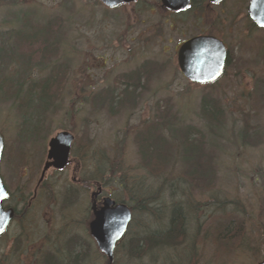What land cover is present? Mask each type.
Returning <instances> with one entry per match:
<instances>
[{
    "label": "rangeland",
    "instance_id": "374dc122",
    "mask_svg": "<svg viewBox=\"0 0 264 264\" xmlns=\"http://www.w3.org/2000/svg\"><path fill=\"white\" fill-rule=\"evenodd\" d=\"M126 19L114 12L104 14L98 0H0V85L11 81L5 89L0 86V132L5 140L3 171L7 180L14 189L17 184L29 182L33 190L50 138L61 129L73 128L77 152L89 167V181L91 168L97 167L105 153L103 158L110 154L120 170L126 166L131 171L130 166L134 167L131 176L136 177V189L154 194L164 185L163 195L168 196L170 190L163 181L176 178V175L168 177L167 172L181 171V161L172 157L164 170L147 166L142 161L134 131L140 125L159 122L166 137L172 138L176 130H182L184 135L178 139H184V130L189 129L197 133L203 145L186 146L184 163L191 164L192 174L211 176L213 172L216 176L213 189L195 193L196 198L203 202L215 201L211 199L214 196L237 199L240 209L236 210V204L230 203L227 210L235 211L237 214H233L247 222L242 243L219 263H256L264 256V95L259 96V91L264 94V84L253 86L256 96H243L245 85L192 82L183 78L179 69L175 72L171 63L170 69L156 71L148 80L139 77L136 82L123 77L115 82L112 77L121 70L134 69L135 61L167 59L160 46L145 50L129 40L131 33L123 35L129 22ZM259 32L264 39V29L260 28ZM259 32L256 35L261 39ZM128 47H134V51L128 52ZM100 53L111 59L101 75L94 77L93 70L89 73L87 68L102 64L97 57ZM124 59L128 64L119 63L111 75L106 78L102 75L105 69ZM135 83L136 90L131 85L128 91L124 90ZM42 92L49 93L40 96ZM212 98L224 109L223 115H218V119L223 118L221 124L217 122L213 126L202 113V106ZM247 123L251 125L249 132L241 135ZM163 150L167 152L166 148ZM121 155L126 165L120 160ZM173 163L177 164L175 168ZM199 164L208 170H201ZM23 171L28 172L29 181L21 175ZM70 173L71 167L56 176L55 200L51 205L32 204L24 216L20 214L0 235V257L9 252L19 236L22 245L30 250L47 240L48 232L60 229L57 237L63 247L72 243L77 249L86 243V264H107L93 236L89 240L86 232L88 220L93 216L91 194L96 184L90 182L88 191L79 192L71 183ZM103 187L104 193H111L118 201L134 207L117 179L108 180ZM214 210V206L206 204L201 213L220 215L221 209ZM31 214L38 216L33 222L36 226H32ZM142 219V214L134 210L135 223ZM216 251L212 242L206 243L202 261L219 264L214 262ZM149 259L144 257L142 264H148Z\"/></svg>",
    "mask_w": 264,
    "mask_h": 264
},
{
    "label": "flooded vegetation",
    "instance_id": "af4514ba",
    "mask_svg": "<svg viewBox=\"0 0 264 264\" xmlns=\"http://www.w3.org/2000/svg\"><path fill=\"white\" fill-rule=\"evenodd\" d=\"M251 1L252 0H174V4L181 5L179 7H172L167 5L164 0H129L123 1L116 6H110L102 0H98V3L104 8V14L114 12L121 18H127L126 20L129 22L126 23L127 28L124 30L123 35L125 32L131 33L132 36L129 40L134 42L136 47L145 48L146 50L150 47L160 46V51L163 52L167 58L161 62L135 61L134 63L136 65L134 69L131 71L121 70L118 72L119 74L112 77V80L118 82L119 79L123 77H130L133 78V80L136 79L135 81L137 82V80L143 77H146L143 79L150 78L156 71L159 72L168 67L170 69V67H172L170 63L173 65L175 72L179 69L177 71H180L179 73L182 77L187 78L180 68L179 50L183 43L193 37L208 36L218 39L226 48L222 74L209 84L225 83L229 86L245 85L247 87L245 91L243 90V96H256L257 94L253 93L255 90L253 86L264 84V39L259 32L260 28L264 29V27L257 24L249 13ZM186 2H188L187 5ZM130 22H132L131 30L129 28ZM256 32H259L261 39L257 38ZM98 41L101 40L96 39V42ZM121 42H123V40ZM120 45L122 47H127L123 45V43ZM127 51H134V47H128ZM97 57H99V60L101 59L102 64H93L87 68L89 73L91 69L93 70L94 77H99L101 75L103 68H106L108 60L111 59V57L108 59L101 53L98 54ZM171 59H173V61ZM119 63L128 64L125 59L121 62H115V66L105 69L106 71L102 75L105 78L111 75V73L118 68L117 65ZM154 65L157 67H154ZM263 95L264 94H260L259 91V96ZM62 130H68L74 135V140L70 149L69 162L61 169L51 165L44 172L46 161L50 160L48 159V142L44 165L40 172H38L39 176L36 174L37 179L33 190H31L29 186L31 183L29 182L17 184L15 187L16 189H14L7 180L3 171V161L5 157L4 140V149L0 158V175L9 196L3 200L2 206L5 209H14V216L8 228L12 226L14 219L20 214L24 216L32 204L35 205L36 202H39L37 204L44 202L43 204L51 205L53 200H55L54 191L56 192V176L63 173V171L69 170L70 167L71 183L79 192L88 191L90 187L89 167L83 163L82 156L77 152V136L73 128H65L59 131ZM27 173V171H23L21 175L24 177L27 176V181H29V174ZM95 184L96 189L92 194L95 192L97 193L94 194L93 198L91 197V212L93 216L88 220V229L86 230L89 240L91 239L90 236L92 237L90 222L94 218L92 209L93 204L96 202V207L99 209L102 206L104 197L111 196L114 198L111 193H104V187L101 183L95 181ZM100 185H102L101 190L99 189ZM67 196H70V194ZM114 199L116 200V198ZM31 218L30 221H32V226H36L33 222L38 216L31 214ZM21 220L24 221L25 218L22 217ZM127 232L124 237L118 241L116 247L125 239ZM48 233L50 234H47V237L45 236L48 238L47 240L38 243L37 246H34L30 250L27 249V246L22 245L23 240L19 239L20 236L15 238L9 252L5 254V263L35 264V262L39 260V257L43 256V243L51 247H56L54 245L61 243V241H58L57 237V235L61 233L60 229ZM51 233H55V236L53 234L54 237H51ZM92 238L94 239V237ZM94 241L96 242L95 239ZM98 250L100 254L106 258L105 253L99 248Z\"/></svg>",
    "mask_w": 264,
    "mask_h": 264
},
{
    "label": "trees",
    "instance_id": "16d2710c",
    "mask_svg": "<svg viewBox=\"0 0 264 264\" xmlns=\"http://www.w3.org/2000/svg\"><path fill=\"white\" fill-rule=\"evenodd\" d=\"M48 27L50 26L48 25ZM9 83L11 81L0 86L5 89L9 87L6 85ZM130 85L135 90L138 88V84L135 83V85H127L124 90L128 91ZM17 91L19 92V90ZM48 93L42 92L40 96H46ZM202 113L210 119L213 123L211 126H213L217 122L221 124L223 118L218 119V115H223L224 109L219 108L218 102L216 103L212 98L211 102L206 100L202 106ZM158 124L159 122L157 124L151 122L143 126L140 125L136 131H134L135 127L131 130L135 132L142 161L147 166H152L153 169L160 167L164 170L172 157L181 161V166H183L181 171L173 169V171L167 172L168 177L176 175V178H165L163 181L165 185L168 184L167 189L170 190L168 196L163 195L164 185L163 187L159 186V189L155 193L153 192L154 194H150V191L136 189V186L134 187L136 177L131 176L134 167L130 166L132 167L131 171L126 166L121 167L120 170V165H114L113 157L110 154L105 159L103 156L106 154L103 152L104 155H101V159L98 160L97 167L91 168L90 182L92 184L98 181L104 185L108 180L117 179L128 197L134 202L133 210L140 212L143 216V219L137 220L136 223L133 217L125 239L116 247L112 264H135L136 261H140L139 264H142L146 256L150 257L148 264H210L207 260L202 261L204 247L208 242H212L216 246L217 261L214 262L219 263L220 260L224 262L225 256L232 253L242 243L246 235V219L237 216L235 211L227 210L230 203L236 204L235 208L239 210L240 201L228 198L220 199L217 196L211 198L215 201L198 200L195 193L213 189L216 176L213 172L211 176H208L207 173L192 174L190 172L191 164L184 163V160L187 159L184 153L186 146L202 147L203 144L201 145L200 140L197 139V133L194 134L189 129L184 130L186 134L184 139H178L183 134L182 130H176V135L168 138ZM250 126L248 123L245 124L241 135H247ZM165 148L167 152H163ZM120 160L126 165L123 155L120 156ZM172 165L175 168L177 164L173 163ZM195 165L196 163L194 167ZM199 167L201 170H208V167L203 164H199ZM182 183L186 185L184 186ZM152 202L155 204L153 205ZM206 204L214 206V211L221 209L220 215L216 213L209 215L206 212V215L202 214V207ZM194 212L195 215H193ZM85 244L83 247L81 244V247L75 249L72 243L65 247L61 243L54 245L56 247L43 243V256L39 257L35 264H86L88 251L85 249ZM49 247L50 249H48ZM0 258V264H3L5 256ZM98 264L100 263L98 262Z\"/></svg>",
    "mask_w": 264,
    "mask_h": 264
},
{
    "label": "water",
    "instance_id": "95a60500",
    "mask_svg": "<svg viewBox=\"0 0 264 264\" xmlns=\"http://www.w3.org/2000/svg\"><path fill=\"white\" fill-rule=\"evenodd\" d=\"M110 6H116L129 0H102ZM167 5L179 7L174 0H164ZM188 2H186L187 5ZM249 13L254 21L264 27V0H252ZM226 48L221 41L208 36H196L187 40L179 50V64L185 76L194 82H212L222 74L225 63ZM74 135L68 130L59 131L49 141L48 159L44 172L49 166L63 168L69 162V155ZM4 149L3 135L0 133V158ZM101 190L102 187H99ZM97 193V192H95ZM92 194V198L94 194ZM0 175V234H3L14 216V209L2 206L8 198ZM94 218L90 222V231L98 247L107 255L108 264L114 259L117 242L123 237L132 219V207L125 202L117 203L110 196L104 197L102 206L98 209L96 202L92 206ZM256 264H264V257Z\"/></svg>",
    "mask_w": 264,
    "mask_h": 264
}]
</instances>
